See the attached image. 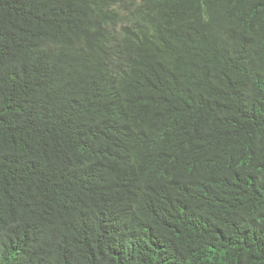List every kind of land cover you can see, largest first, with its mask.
Masks as SVG:
<instances>
[{
	"label": "trees",
	"instance_id": "obj_1",
	"mask_svg": "<svg viewBox=\"0 0 264 264\" xmlns=\"http://www.w3.org/2000/svg\"><path fill=\"white\" fill-rule=\"evenodd\" d=\"M0 264H264V0H0Z\"/></svg>",
	"mask_w": 264,
	"mask_h": 264
}]
</instances>
